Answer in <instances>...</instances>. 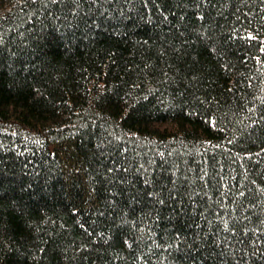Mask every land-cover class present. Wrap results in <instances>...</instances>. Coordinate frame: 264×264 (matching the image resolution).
<instances>
[{
    "label": "trees",
    "instance_id": "1",
    "mask_svg": "<svg viewBox=\"0 0 264 264\" xmlns=\"http://www.w3.org/2000/svg\"><path fill=\"white\" fill-rule=\"evenodd\" d=\"M0 264H264V0H0Z\"/></svg>",
    "mask_w": 264,
    "mask_h": 264
}]
</instances>
